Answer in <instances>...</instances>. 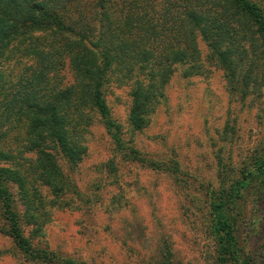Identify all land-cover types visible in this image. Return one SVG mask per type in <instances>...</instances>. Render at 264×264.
<instances>
[{
    "label": "rangeland",
    "instance_id": "374dc122",
    "mask_svg": "<svg viewBox=\"0 0 264 264\" xmlns=\"http://www.w3.org/2000/svg\"><path fill=\"white\" fill-rule=\"evenodd\" d=\"M129 1L111 0L112 18L129 13ZM252 1L263 5V0ZM173 2L151 0L145 10L158 19L165 12L174 14ZM195 35L196 60L172 66L140 131L132 130L128 120L131 93L138 84L150 83L148 75L160 69L135 64L129 73L112 66L103 93L119 132L109 133L103 120L85 109L91 122L82 133L79 162L70 163L59 148L52 151L68 181L61 197L66 204L51 210V221L39 238H32L31 228L22 226L24 237L31 238L36 249L77 264H217L209 206L219 204L222 188L244 178L264 144V55L256 40L250 79L242 86L240 78L250 59L237 62L238 79L231 80L198 30ZM245 35L249 37L248 32ZM159 45L155 58L165 52ZM17 49L0 64V92L27 62L22 59L18 64ZM55 79L58 88L74 83L67 64ZM154 83L160 84L159 77ZM113 135L120 138L122 149ZM8 138L7 149L15 148L14 133ZM28 157L35 159L34 154ZM252 190L229 214L241 257L248 264H264V196L253 198ZM41 192L50 198L47 188ZM19 205L16 201L18 209ZM6 229L0 210V251H6L0 264H49L27 260L4 234Z\"/></svg>",
    "mask_w": 264,
    "mask_h": 264
},
{
    "label": "trees",
    "instance_id": "16d2710c",
    "mask_svg": "<svg viewBox=\"0 0 264 264\" xmlns=\"http://www.w3.org/2000/svg\"><path fill=\"white\" fill-rule=\"evenodd\" d=\"M173 1L174 14L165 12L156 19L145 10L151 0H131L130 12L115 18L109 11L111 0H0V64L17 48L21 53L18 64L22 59L27 61L15 81L8 82L7 89L0 92V210L7 226L4 234L27 260L77 264L74 259L36 249L31 238L24 237L22 226L31 228L32 238H39L51 221V210L65 206L61 197L68 181L52 151L59 148L70 163L79 162L84 150L82 133L91 122L85 109L96 113L109 133L119 132L103 93L114 64L129 73L135 64L160 69L158 74L148 75L150 83L138 84L131 93L128 120L132 130L140 131L172 66L196 60V30L231 80L238 79L237 62L250 59L240 78L242 86L250 79L258 50L256 40L264 55V0L263 5L252 0ZM241 22L245 24L241 26ZM247 41L250 44L246 47ZM159 44L165 52L162 58H155ZM66 64L74 83L58 88L55 77ZM157 77L158 85L154 83ZM13 133L17 146L7 149L8 137ZM113 139L122 149L120 138L113 135ZM243 176L222 188L219 204L209 206L217 264L249 263L239 254L229 213L238 209L250 189L253 198L264 196V144ZM42 188L50 192L49 199L43 196ZM5 253L0 251V258ZM166 253L169 255L168 250Z\"/></svg>",
    "mask_w": 264,
    "mask_h": 264
}]
</instances>
